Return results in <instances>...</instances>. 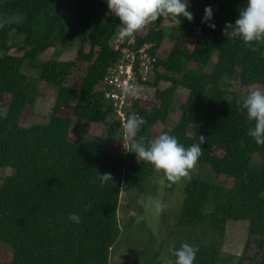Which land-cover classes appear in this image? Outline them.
I'll use <instances>...</instances> for the list:
<instances>
[{
	"label": "trees",
	"instance_id": "1",
	"mask_svg": "<svg viewBox=\"0 0 264 264\" xmlns=\"http://www.w3.org/2000/svg\"><path fill=\"white\" fill-rule=\"evenodd\" d=\"M188 2L191 22L181 18L182 23L176 24L161 18L135 38L139 48L149 45L148 53L155 62L143 82L153 90V98L149 103L135 101L134 116L147 121L140 135L152 139V128L167 123L177 93L186 89L181 118L166 133L185 147L200 143L203 136L199 163L209 164L218 175L235 182L228 188L199 178L187 181L176 223L179 241L171 261L174 264V252L189 243L199 248L195 264H221L227 224L234 220L249 222L248 240L242 255L229 259L233 264H245L254 245L258 264H264V146L247 135L253 125L240 110L238 102L244 97L231 96L228 83L236 79L246 86H264V44L253 45L257 47L253 52L243 41L224 35L226 23L235 24L247 0ZM207 7L212 8L213 19L204 23ZM17 15L23 17L22 23H4ZM166 22L189 29L190 34L185 36L184 46L173 48L163 59L158 52L166 38ZM211 23L215 29L209 27ZM119 24L107 0H0V103L8 106L6 114L0 115V168L13 170L0 184V244L12 250L6 264H110L112 249L122 235V196L146 193L154 167L138 162L128 151L123 155L111 150V141L122 137L123 129L113 103L97 87L118 60ZM19 43L24 54H12ZM73 46L77 47V60L58 58ZM50 49L57 51V57L40 61ZM216 51L218 60L208 72L206 67ZM79 61L88 63V70L76 92L67 80ZM27 62L40 72L38 77L23 72ZM42 83L57 90L49 119L24 127L22 117L36 104ZM162 83L169 86L161 88ZM66 110L88 122L105 124L106 135L73 142V118ZM190 129L196 135H190ZM256 154L261 162L254 165ZM105 173L113 181L102 186L98 177ZM94 179L96 183H92ZM175 185L169 187L166 180V191L173 192ZM207 204L213 205L209 213ZM71 213L78 214L81 223L71 222ZM135 220L131 217L126 226ZM205 224L207 227H200ZM195 232L202 237L199 243H194L198 241ZM210 232L214 236L208 241ZM160 256V252L144 256L141 264H163Z\"/></svg>",
	"mask_w": 264,
	"mask_h": 264
},
{
	"label": "rangeland",
	"instance_id": "2",
	"mask_svg": "<svg viewBox=\"0 0 264 264\" xmlns=\"http://www.w3.org/2000/svg\"><path fill=\"white\" fill-rule=\"evenodd\" d=\"M164 32L166 38L158 52L159 58H167L173 48L177 46H184L186 37L188 38L189 29H181L176 24L166 22L164 24ZM11 51L14 55H23L21 51V44ZM188 48L191 44H188ZM89 50V46L85 47V51ZM1 56V54H0ZM219 53L216 51L213 54L212 60L206 67V71L211 72L214 64L218 60ZM57 57V51L50 49L39 57L40 61L48 60L50 58ZM60 60H77L78 51L77 47L73 46L69 51L64 52L58 56ZM88 70V63L79 61L74 68L72 74L67 80V85L74 88L76 92H79L82 78ZM23 72L29 76L38 77L39 71L34 70L29 66L27 62L24 65ZM230 85L229 91L231 96L235 94L245 97L248 93L250 86H256L264 89V86L254 84L246 86L239 80H228ZM168 83H162L161 88L168 87ZM56 88L46 83L41 84L40 96L37 99L35 105L30 106L22 117V126L28 127L38 123H46L51 114L55 99ZM142 101L149 103L151 97H153V90L149 89L147 92L143 91ZM188 96L186 89H180L177 93L174 103L173 111L167 123L156 125L151 130L152 139L169 132L180 120L185 102ZM78 101V93L75 95L74 104ZM7 104L0 103V115H5L7 112ZM65 113L73 118V124L70 132V139L73 142H90L96 136H105L108 127L105 124H96L88 122L84 119L75 117L72 110H66ZM189 134L196 135L194 129L189 130ZM121 135V134H120ZM124 138L117 137L111 141V150L117 154H125ZM261 158L258 154L254 155L253 164H260ZM151 176L148 179L146 185V193H128L124 194L121 199V206L119 211V219L122 226V235L119 242L113 247L111 252L110 264H141L144 256H148L157 252H160L161 261L163 264H172L171 253L172 249L177 243L178 236L176 234V223L178 220L179 211L181 209L184 189L187 181H182L175 185L173 192H167L165 189L166 178L162 173H157L154 169H151ZM11 168H0V184L3 182V178L12 174ZM191 177L199 178L214 184H221L228 188L234 186V180L231 177L218 175L213 171L209 164H201L198 162L196 168L191 172ZM143 201V203H141ZM156 201H163L167 207L163 212L157 213L154 208ZM206 212L209 213L213 210V205L207 204ZM131 217L136 220L129 226H126ZM207 225H201L204 227ZM249 222L248 221H234L230 220L227 224V232L225 241L222 247L221 264H233L229 259L231 255H242L244 248L248 240ZM198 232H195V238L198 237V241L201 242L202 237L198 236ZM214 236V233L210 232L208 241ZM180 241H184L181 240ZM205 241L204 243H209ZM186 242V241H184ZM249 259L245 264H258L259 255L256 246L253 245L249 249ZM12 257V250L4 245L0 244V258L3 264H6ZM254 259V261H252Z\"/></svg>",
	"mask_w": 264,
	"mask_h": 264
},
{
	"label": "clouds",
	"instance_id": "3",
	"mask_svg": "<svg viewBox=\"0 0 264 264\" xmlns=\"http://www.w3.org/2000/svg\"><path fill=\"white\" fill-rule=\"evenodd\" d=\"M107 5L110 13L114 14L120 22V27L116 32V38L119 41L131 42L146 29L155 26L161 18L170 19L176 24L182 23L181 18H185L189 22L193 20L188 0H107ZM212 19L213 10L211 7H207L202 22L207 23ZM22 22L23 17L19 15L9 17L4 21L8 24ZM209 27L215 29L216 26L211 23ZM12 31L15 32V28ZM224 35L233 41L241 40L245 45L251 47V51H257V47L253 45L264 44V0H247V5L240 9L239 18L235 20V24L226 23ZM11 42L9 40V44ZM145 46L149 48V45ZM116 51L119 56L118 60L109 68L106 76L122 58V51L117 49ZM138 88V85L125 81L121 91L125 97L138 99ZM238 103L241 112H246L247 120L253 125L249 128L247 135L257 145L264 146V89L250 86L247 95ZM146 123L145 119L136 116H130L122 123L125 150L135 154L138 162L148 163L154 167L157 173H162L168 181L169 187L182 181H190L191 172L196 168L203 155L201 145L205 142V138L199 137L200 143L188 147L181 144L177 137L167 133L153 139H146L140 135ZM98 179L102 186L113 181V177L109 173L99 174ZM92 183H96V180H92ZM166 207L167 205L163 201L154 203L157 213L163 212ZM90 208L89 204L85 210H90ZM68 219L74 224L81 223V217L76 213H71ZM198 251V247L183 243L174 252L176 257L174 264H195Z\"/></svg>",
	"mask_w": 264,
	"mask_h": 264
},
{
	"label": "built area",
	"instance_id": "4",
	"mask_svg": "<svg viewBox=\"0 0 264 264\" xmlns=\"http://www.w3.org/2000/svg\"><path fill=\"white\" fill-rule=\"evenodd\" d=\"M137 45L135 39L131 42L115 41V48L122 51V58L98 85L99 92L113 103L116 120L121 122V126L128 117L134 116V102L142 101L146 97L143 91L150 89L143 82L147 80L155 58L147 52L148 46L139 48ZM125 81L139 86L138 99L123 96L121 89Z\"/></svg>",
	"mask_w": 264,
	"mask_h": 264
}]
</instances>
